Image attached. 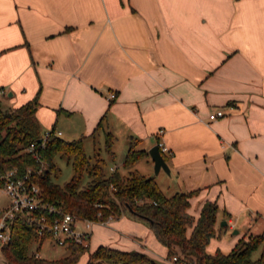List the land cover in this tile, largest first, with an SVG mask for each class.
<instances>
[{
	"label": "crops",
	"instance_id": "crops-1",
	"mask_svg": "<svg viewBox=\"0 0 264 264\" xmlns=\"http://www.w3.org/2000/svg\"><path fill=\"white\" fill-rule=\"evenodd\" d=\"M0 92L6 109L37 98L42 133L103 141L110 174L121 164L167 196L194 192L195 222L215 203L209 253L264 234V0H0ZM217 110L224 117L209 120ZM132 141L146 155L125 167ZM160 142L170 173H154ZM91 238L169 253L129 213L95 224Z\"/></svg>",
	"mask_w": 264,
	"mask_h": 264
},
{
	"label": "trees",
	"instance_id": "trees-1",
	"mask_svg": "<svg viewBox=\"0 0 264 264\" xmlns=\"http://www.w3.org/2000/svg\"><path fill=\"white\" fill-rule=\"evenodd\" d=\"M37 108V98L14 109H6L0 102V165L18 167L22 172L29 166L34 167L37 172L33 179L40 186L45 200L62 206L79 218L93 221L98 219L99 213L103 214L104 219L110 216L119 218L129 213L148 223L159 242L169 249L168 256L181 253L190 264H264V251L258 259L253 258L264 243V234L241 239L229 253L220 250L209 253L207 246L216 234L218 207L215 203L207 202L195 222L188 212L189 198L194 192L167 196L154 178L146 177L137 170L128 175L116 170L108 175L105 161L98 152L94 154V162L87 156L84 138L69 141L60 136H51L42 152L46 166L40 172L42 166L25 151L31 142L42 135L36 116ZM102 122L103 119L98 129ZM111 148L112 140L108 136L107 149L110 153ZM58 155L71 158L74 169L73 177L64 186L53 181V175H58L55 164ZM145 155L146 152L136 149V143L132 141L123 165L132 167ZM162 155L165 156L164 153ZM85 177L87 182L84 184ZM190 228L193 231L188 235ZM47 239L40 237L36 227L28 226L22 218H17L13 225L12 241L3 248L6 264H77L90 248L69 243L66 246L69 252L64 257H37L36 253L40 252ZM35 244L38 247L34 251ZM108 263L156 264L145 253L108 246H99L90 253L86 264Z\"/></svg>",
	"mask_w": 264,
	"mask_h": 264
},
{
	"label": "built area",
	"instance_id": "built-area-1",
	"mask_svg": "<svg viewBox=\"0 0 264 264\" xmlns=\"http://www.w3.org/2000/svg\"><path fill=\"white\" fill-rule=\"evenodd\" d=\"M2 93L0 92V96ZM114 97L115 94L110 95V98ZM224 115L223 110H217L210 113L209 120H216ZM162 133L163 130H160L159 134ZM51 136L61 137L62 132L45 131L25 149L42 166L40 172L46 166L42 152ZM158 146L161 153H170L163 143L160 142ZM115 170L116 167H111V171ZM36 172L32 166L22 172L18 167L6 168L0 165V193L9 198L8 203L0 204V255H3L4 246L12 241L13 225L17 218H22L28 226L36 227L41 238L52 239L61 247H66L69 243L89 247L94 225H108L114 217L104 219L103 214L99 213L95 221L82 219L65 211L62 206L45 200L40 186L33 179ZM36 256L41 257L40 252ZM166 261L168 264H190L181 253L168 256Z\"/></svg>",
	"mask_w": 264,
	"mask_h": 264
},
{
	"label": "rangeland",
	"instance_id": "rangeland-1",
	"mask_svg": "<svg viewBox=\"0 0 264 264\" xmlns=\"http://www.w3.org/2000/svg\"><path fill=\"white\" fill-rule=\"evenodd\" d=\"M85 150H86L87 156L92 157V162H94L95 152H98L99 154H101L104 157V159L106 160L105 172L107 174H110L109 166L113 165L115 162L113 161V159H111V157L109 155H107L103 141H100V139H96L94 144L91 142H88L85 146ZM116 161H118V160H116ZM55 164H56V167L58 168V172H57L58 175L57 176H55V174L53 175V181L55 183L61 185V186H64L66 183H68L71 180V178L74 175L72 160L68 156L58 155L55 158ZM124 169L125 168H123L120 164L119 172L123 173ZM154 173L156 174L155 167H154ZM86 182H87V177L84 178V184ZM8 202H9V198L5 194L0 193V204H6ZM91 240H92V238H91ZM37 247H38V245L35 244L33 246V250L34 251L37 250ZM97 248H95L94 242L92 241L91 247L89 248V251H86L82 255V257L77 262V264H86L88 259H89L90 253H93ZM68 252L69 251L66 247H61V246L57 245L56 242L52 239L45 241L43 246L40 249L41 256L44 258H47V259H59L61 257L66 256L68 254ZM158 253H159L158 257H156V256H154L153 258L150 256L149 257L156 264H167L165 262V258L168 257L169 253L164 254L163 252H159V251H158ZM162 255H164V257ZM0 263L6 264V261H5L3 255H0ZM108 264H111V263H108ZM146 264H148V263H146Z\"/></svg>",
	"mask_w": 264,
	"mask_h": 264
},
{
	"label": "water",
	"instance_id": "water-1",
	"mask_svg": "<svg viewBox=\"0 0 264 264\" xmlns=\"http://www.w3.org/2000/svg\"><path fill=\"white\" fill-rule=\"evenodd\" d=\"M149 154L154 161V167H155V172L159 173L161 169L166 171L167 173H170V169L168 167V164L162 155L160 148L158 145L154 146L149 150Z\"/></svg>",
	"mask_w": 264,
	"mask_h": 264
}]
</instances>
